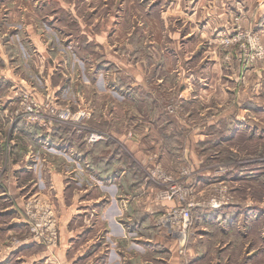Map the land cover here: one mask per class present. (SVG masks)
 Returning <instances> with one entry per match:
<instances>
[{"label": "rangeland", "instance_id": "obj_1", "mask_svg": "<svg viewBox=\"0 0 264 264\" xmlns=\"http://www.w3.org/2000/svg\"><path fill=\"white\" fill-rule=\"evenodd\" d=\"M191 1L181 2L178 13L171 0H0V115L5 117L0 124L29 131L43 143L56 139L57 147L65 148L58 152L67 154L78 172L74 168L63 172L73 179L74 189L85 185L92 191L94 185L104 183V201L131 198L150 207L137 209L135 216L145 213L152 231L139 225L142 229L136 234H164L162 222L171 224L175 209L192 205L185 230L174 227L167 232L169 249L179 253H170L169 264L189 260V249L195 250L189 248V236L199 231L195 211L211 210L213 195L224 193L229 198L215 211L247 202L242 215L246 220L250 215L244 232L250 240L241 246L258 254L244 256L243 262L264 264V132L242 130L227 145L218 146L229 128L219 120L206 124L230 112L239 117L242 107L253 105L236 92L241 80L256 76L264 63V39L237 15L227 22L218 18L207 2L199 4L197 27H192ZM207 25L211 32L201 36ZM185 34L189 35L183 38ZM214 57L221 63L217 68L221 74L211 77ZM224 64L230 69H224ZM199 73L209 76L218 89L216 97L200 96L201 102L213 107L211 112L193 100L198 86L203 89L207 83L197 81V86L192 81ZM184 87L192 89L190 103L184 102ZM231 88L232 95H220L219 91ZM94 136L98 138L92 142ZM34 146L36 157L48 153L47 147ZM92 150L104 156L88 163L85 155ZM241 168L244 174L246 168L260 170V181L240 183L241 188L234 189L235 184L224 179ZM81 172L94 184L83 182ZM110 178H116V183ZM79 207L69 210L68 221L61 219L51 199L25 197L21 208L14 207L23 225L13 226L15 214L0 217V230L8 231L5 237L0 232V256L19 250L23 254L18 259L8 256L11 264H56V251H67L60 242L64 226L73 233L81 231L76 217ZM48 219L53 225L47 224ZM207 230L212 236L221 234L213 226ZM49 232L55 233V239ZM80 251H72V256Z\"/></svg>", "mask_w": 264, "mask_h": 264}, {"label": "crops", "instance_id": "obj_2", "mask_svg": "<svg viewBox=\"0 0 264 264\" xmlns=\"http://www.w3.org/2000/svg\"><path fill=\"white\" fill-rule=\"evenodd\" d=\"M163 1L167 2L169 0ZM171 2L176 5V12L181 13V2L184 3L186 0H171ZM191 2H193V12L189 14L188 18L190 19L193 17V20L190 22L192 27H197L195 18L197 16L199 4H201V2L205 4L207 2L209 9L214 12V15L218 14V18L225 17L227 18L225 19L227 22L228 18L237 15L246 26L256 28L257 31H260L264 39V0H192ZM172 3L169 5H172ZM233 3H236L235 6ZM206 31L209 33L211 32V27L209 25L201 29L200 32L203 34L201 36H204ZM188 35L189 34H185L183 38ZM216 60L217 58L214 57L213 61L215 63L212 61L213 67L212 69L209 68V70H212V73H215V75H211L210 72L209 76L211 77L217 76L218 73L221 74L217 70L221 63H216ZM229 67V65L227 67L225 64L223 66L224 69H230ZM255 73L257 74L256 76L246 75L245 79L241 80L243 84L240 83V88L236 92V96L239 99H243V102L248 100V102H251L253 105L242 107L239 112V117L234 118L232 112H230L226 117L219 116L214 121L213 118H211L206 122V124L211 125L219 120L224 122L222 123L224 127L227 125V128H229L228 135L221 137L217 141L218 146L227 145L228 142L232 139L234 140L237 134L242 130H254L257 128L261 129L262 133L264 132V63L260 68H257ZM227 74L228 72L226 70L224 75ZM208 78L200 73L197 77H192V81H195L197 86L199 85L197 81L207 82L203 89H200L198 86L197 95H195V93L193 94V100H195L194 103L201 105L200 108L203 107L204 111L211 112L213 107L207 106L209 103L205 104L204 101L201 102L202 94L206 95L205 97L207 98H212L216 97L218 92L217 88L212 87L213 83ZM190 90H192L190 87L182 88L183 96L185 97L184 102L186 103L192 102L188 97L189 92H191ZM223 91L224 93L219 91L221 96L222 94H224L225 97H227V95H232V88L223 89ZM214 111L216 113L217 109ZM249 114H251L252 117H250ZM195 117L194 114L193 118ZM4 119L5 117L0 115V121L3 122ZM252 122L254 123L252 124ZM109 130L111 133H114L113 127ZM31 135L32 133L29 131H21V129L19 131L17 127L13 128L12 126L8 127L7 125L0 124V179L2 180L0 183V217L5 218L8 214L12 217V215L15 214V220L12 219L14 222L13 226H18V224L20 226L23 225L25 221L23 223L22 219L17 217L18 215L15 213L14 207H16V209L18 206L21 208L25 197L27 198L31 194L40 196L43 201L51 199L59 209L60 217L63 220L65 218L68 219L69 210L75 212L74 209L76 204L79 205L80 213L78 214V212H76L74 214H78L76 217L80 222V233H73L72 230H66L67 228L64 226L68 224V222H66L63 225L64 229L60 233V242L62 241L64 246H67V251H65V253L56 251L55 258L48 255L51 260L54 258L53 261L56 260V264H78L81 262H83L82 264H169L170 253H172L173 256L176 254L179 255V253H175V248L169 249L170 241L167 232L170 233V227L166 223L164 224L162 222L161 224L162 228L166 230L164 234L161 232L160 234L154 235L146 232L136 234L135 231H139V225L145 228L148 227L147 225L149 221H151L146 217L147 215L145 213H141L142 216L139 218L136 217V210H150V207H147L145 203L137 205V200L131 198L129 200L124 198L125 200H120V202L118 200L112 202L104 201V183L97 184L98 186L94 185L95 189L92 191L85 185L81 186L79 191L78 189H74L76 184H73V179L66 178V174L63 173L65 168L75 169L74 161L70 163L67 154L62 155L61 152H58L60 150L63 151L62 149L65 148H58L56 139L51 140L48 138L45 140L46 142L43 143L38 141L37 138H33ZM31 145L33 147L36 145V149L40 150H43L44 148L42 146H45L47 147L45 150L48 153L45 154L43 152L40 154L41 157L38 158L35 152H32L33 149ZM90 154L91 153L85 155L88 163H93L104 156V153L93 156H90ZM194 158H191L192 162H194ZM246 170L247 174L243 173L242 168L237 171L232 170L228 176L223 179L228 180L231 184H235L234 189L238 187L240 189L241 187L238 185L240 183H258L260 181V170L252 171L248 170V168H246ZM75 172H77L76 169ZM80 175L83 182L86 183L88 181V175H85L84 172H81ZM110 179L111 182L116 183V178ZM88 182L90 185L94 184L91 181ZM236 203L230 205L221 212L202 208L195 211V221L198 224L199 231H194V233L189 236V240L192 241L189 248L195 250L192 251V249H189V260L186 261V264H245L243 262L244 256L248 254H254L255 257L257 256V251L254 252V250H250L246 252L241 246L242 243L250 240L248 233H244L246 231L245 226L248 224V222L245 221H250V215L247 213L248 220H246L244 214L242 215L243 211H247L249 204H247V202ZM3 204L8 205L7 208H3ZM124 211H126L127 214L124 213ZM131 211H134V213L131 214ZM211 226L221 234L212 236L211 233H208L209 231L207 228ZM204 229L207 231H200ZM4 230L5 229H1L0 232L3 233L2 235L4 237L8 236V231L3 232ZM148 231L150 232L152 229L148 227ZM96 232L98 234H96ZM102 232L104 235H102ZM131 232L133 233L131 234ZM206 238L209 240H205ZM252 240H255V238ZM79 248L81 251L72 256V251L80 250ZM30 250L33 251V248ZM172 250L174 251L172 252ZM25 251H27V249ZM66 252H68V254H66ZM22 254L21 251L16 250L5 254L6 256H0V264H11L12 260L9 262V259H7L8 256L16 260ZM69 255L71 257H69ZM32 257L34 256L32 255ZM261 264L263 263L261 262Z\"/></svg>", "mask_w": 264, "mask_h": 264}, {"label": "built area", "instance_id": "obj_3", "mask_svg": "<svg viewBox=\"0 0 264 264\" xmlns=\"http://www.w3.org/2000/svg\"><path fill=\"white\" fill-rule=\"evenodd\" d=\"M93 138V139H92ZM98 137L94 136L91 137V141L94 142L97 140ZM221 190L223 192L226 193V189L223 187L221 188ZM171 195H169L170 197ZM229 202V198L227 195H225L224 193H221V196H215L213 195L210 200H209V206L211 210H217L219 209L221 206L228 204ZM185 207H181L180 209H175L172 213L171 216L169 217L171 219V224L170 228L173 229H179L180 231H184L185 228L190 224V219H191V214H190V207L192 205H190L189 203H184ZM52 223V221L50 219L47 220V224L49 225H53L50 224ZM175 227V228H174ZM51 237H53V239H55V233L54 232H49ZM185 235H183L182 240H184Z\"/></svg>", "mask_w": 264, "mask_h": 264}, {"label": "trees", "instance_id": "obj_4", "mask_svg": "<svg viewBox=\"0 0 264 264\" xmlns=\"http://www.w3.org/2000/svg\"><path fill=\"white\" fill-rule=\"evenodd\" d=\"M97 152V150H92L90 153V156L96 155L95 153ZM95 165V164H94Z\"/></svg>", "mask_w": 264, "mask_h": 264}, {"label": "bare ground", "instance_id": "obj_5", "mask_svg": "<svg viewBox=\"0 0 264 264\" xmlns=\"http://www.w3.org/2000/svg\"><path fill=\"white\" fill-rule=\"evenodd\" d=\"M180 235H181V234H180ZM180 238H182V236H181Z\"/></svg>", "mask_w": 264, "mask_h": 264}]
</instances>
